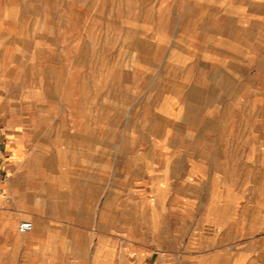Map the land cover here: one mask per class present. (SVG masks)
I'll list each match as a JSON object with an SVG mask.
<instances>
[{
  "label": "rangeland",
  "instance_id": "rangeland-1",
  "mask_svg": "<svg viewBox=\"0 0 264 264\" xmlns=\"http://www.w3.org/2000/svg\"><path fill=\"white\" fill-rule=\"evenodd\" d=\"M0 172V264H264V0H0Z\"/></svg>",
  "mask_w": 264,
  "mask_h": 264
},
{
  "label": "built area",
  "instance_id": "built-area-1",
  "mask_svg": "<svg viewBox=\"0 0 264 264\" xmlns=\"http://www.w3.org/2000/svg\"><path fill=\"white\" fill-rule=\"evenodd\" d=\"M7 179V175L5 173L0 172V191L3 188V185ZM33 229V223L29 220H24L18 225V231L20 233H26Z\"/></svg>",
  "mask_w": 264,
  "mask_h": 264
}]
</instances>
